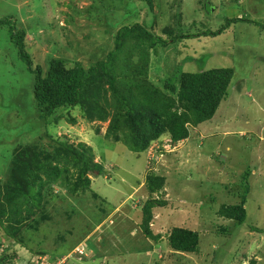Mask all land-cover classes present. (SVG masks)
<instances>
[{"label": "rangeland", "instance_id": "374dc122", "mask_svg": "<svg viewBox=\"0 0 264 264\" xmlns=\"http://www.w3.org/2000/svg\"><path fill=\"white\" fill-rule=\"evenodd\" d=\"M153 1L150 13L136 0H0V19L12 16L13 25L26 30L27 51L44 73L54 58H64L68 67L78 62L89 68L107 58L121 27H150L155 18V30L164 37L169 30L164 23L178 18L185 25L203 22L213 29L224 17L248 15L257 22H238L219 35L152 54L150 76L155 82L177 69L231 67L235 83L212 120L189 126L187 139L172 143L165 134L141 154L105 136L109 121L89 122L79 108L61 109L59 121L41 119L34 74L11 39V26L0 24V179H9L13 150L20 144L44 155L61 141L86 142L111 174L93 177L92 191L79 198L67 190L66 175L52 185L53 194L42 209L30 213L22 203V215L34 217L24 220L18 242L0 229V251H5L1 263L16 251L11 261L24 264L42 247L49 255H73L71 264H264V0ZM72 118L76 123H70ZM247 170L251 174L245 183ZM152 172L166 178L160 197L167 204L153 210L150 224L157 241L140 227L149 197L146 178ZM244 194V224L218 214L222 204L240 203ZM175 227L199 233L197 253L171 248L168 237ZM33 240L42 242L29 245ZM78 247L85 254L78 256Z\"/></svg>", "mask_w": 264, "mask_h": 264}, {"label": "trees", "instance_id": "16d2710c", "mask_svg": "<svg viewBox=\"0 0 264 264\" xmlns=\"http://www.w3.org/2000/svg\"><path fill=\"white\" fill-rule=\"evenodd\" d=\"M136 1L142 5L140 8L145 6L150 13L153 11V0ZM208 12L211 13V9ZM160 18L158 21H161ZM156 19L149 24L150 27L147 23L121 27L115 35L114 48L109 51L107 58L89 68L78 62L68 67L64 58H54L49 60L46 73L41 65L34 67L33 58L27 51L26 30L13 25L12 16L0 19V24L11 26V39L18 48L19 55L26 59L29 71L34 74L33 92L41 119L48 121L53 118L59 121L62 118L58 115L61 109L79 108L89 122L109 121L105 136L115 138L132 152L141 154L165 134L169 135L172 143L187 139L190 134L189 126L212 120L222 102L228 99L235 83V70L231 67L198 72L177 69L163 78L159 77L155 82L150 76L152 54L158 55L162 48L193 38L219 35L238 22L257 24L248 15L224 17V23L213 29L210 26L205 28L203 22L199 27L197 22L185 25L178 18L175 21L176 28L175 22L164 23L169 28L165 30L164 34L167 36L164 37L155 30ZM70 123H76V118H72ZM13 151L16 153L11 175L9 179L5 178V182L0 179V229L10 240L16 242L19 241V230L24 220L34 217L32 214L30 217L22 215V203L30 213L32 208L42 209L47 197L53 194L52 185L59 183L66 175H70L67 190L72 197L78 198L92 191L93 177L111 176L104 164L96 160L93 147L86 142L61 141L59 148L44 155L39 150L25 149L23 144ZM250 174V170L243 173L245 183ZM165 184L166 178L153 172L146 178L145 186L149 197L142 206L140 227L146 237L156 241L159 237L153 233L150 224L154 217L153 210L167 204L160 197ZM3 190L6 191L5 194ZM246 203L247 196L244 194L240 203L222 204L218 214L244 224L248 216ZM102 220L103 218L99 222ZM168 240L175 251H199L200 235L196 231L175 227ZM1 245L3 244L0 242ZM34 252L33 254L50 253L42 247L36 248ZM4 253V250L0 251V263ZM16 254L14 251L13 256ZM13 256H8L1 264H13ZM51 256L58 257L56 254Z\"/></svg>", "mask_w": 264, "mask_h": 264}, {"label": "built area", "instance_id": "2783aa9c", "mask_svg": "<svg viewBox=\"0 0 264 264\" xmlns=\"http://www.w3.org/2000/svg\"><path fill=\"white\" fill-rule=\"evenodd\" d=\"M76 253L78 256L85 254L84 250H80L79 247L76 249ZM70 257L73 258V255L63 257H52L49 254H34L24 264H71Z\"/></svg>", "mask_w": 264, "mask_h": 264}, {"label": "crops", "instance_id": "0c3cea01", "mask_svg": "<svg viewBox=\"0 0 264 264\" xmlns=\"http://www.w3.org/2000/svg\"><path fill=\"white\" fill-rule=\"evenodd\" d=\"M76 228H77V227H73V228H72V231H74V229H76ZM72 231H71V233H72ZM87 234H88V233H87ZM87 234H86V235H87ZM89 235H90V234H89ZM87 236H88V235H87ZM87 236H86V237H87ZM60 240H62V239H60ZM28 242H29V245H30V243H31L32 245H34V242H42V240H37V241H36V240H33V241H28ZM47 242H51V241L48 240ZM47 242H46V243H47ZM43 243H45V242H43ZM46 243H45V244H46ZM77 245H78V242H77L76 244H74L73 246L70 244L68 250L71 251V250H72L75 246H77ZM34 246H35V245H34ZM49 247H51V246H49ZM37 248H38V247H37ZM35 249H36V248H35ZM65 252H66V251H65ZM18 254L20 255V254H21V251H18ZM27 257H28V256H27ZM20 260H21V262H22L24 259H20ZM20 260H19V261H20Z\"/></svg>", "mask_w": 264, "mask_h": 264}, {"label": "clouds", "instance_id": "9594fccd", "mask_svg": "<svg viewBox=\"0 0 264 264\" xmlns=\"http://www.w3.org/2000/svg\"><path fill=\"white\" fill-rule=\"evenodd\" d=\"M32 255H34V254H32ZM32 255H31V257H32ZM31 257H30V258H31ZM30 258H29V259H30ZM29 259H28V260H29ZM28 260H27V261H28ZM27 261H26V262H27Z\"/></svg>", "mask_w": 264, "mask_h": 264}]
</instances>
